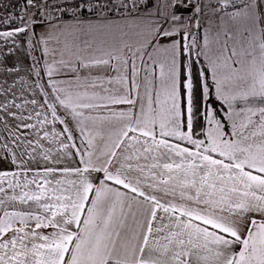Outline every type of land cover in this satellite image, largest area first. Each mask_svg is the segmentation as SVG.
Returning a JSON list of instances; mask_svg holds the SVG:
<instances>
[{"label": "snow or ice", "instance_id": "6c2138e0", "mask_svg": "<svg viewBox=\"0 0 264 264\" xmlns=\"http://www.w3.org/2000/svg\"><path fill=\"white\" fill-rule=\"evenodd\" d=\"M4 7L0 264H264V0Z\"/></svg>", "mask_w": 264, "mask_h": 264}, {"label": "built area", "instance_id": "2783aa9c", "mask_svg": "<svg viewBox=\"0 0 264 264\" xmlns=\"http://www.w3.org/2000/svg\"><path fill=\"white\" fill-rule=\"evenodd\" d=\"M18 0H0V8H2L6 12H11L13 9L11 7L5 8L4 5L8 3L16 4ZM16 11H19L18 8H16Z\"/></svg>", "mask_w": 264, "mask_h": 264}, {"label": "rangeland", "instance_id": "374dc122", "mask_svg": "<svg viewBox=\"0 0 264 264\" xmlns=\"http://www.w3.org/2000/svg\"><path fill=\"white\" fill-rule=\"evenodd\" d=\"M7 12L4 11L2 8H0V16H3L5 15ZM8 27V25H0V28H6Z\"/></svg>", "mask_w": 264, "mask_h": 264}, {"label": "crops", "instance_id": "0c3cea01", "mask_svg": "<svg viewBox=\"0 0 264 264\" xmlns=\"http://www.w3.org/2000/svg\"><path fill=\"white\" fill-rule=\"evenodd\" d=\"M7 28V27H6ZM6 28H0V30H4V29H6Z\"/></svg>", "mask_w": 264, "mask_h": 264}]
</instances>
